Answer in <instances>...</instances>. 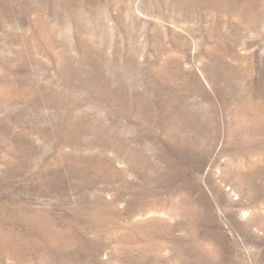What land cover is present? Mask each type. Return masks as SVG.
<instances>
[{
	"label": "rangeland",
	"instance_id": "374dc122",
	"mask_svg": "<svg viewBox=\"0 0 264 264\" xmlns=\"http://www.w3.org/2000/svg\"><path fill=\"white\" fill-rule=\"evenodd\" d=\"M0 264H264V0H0Z\"/></svg>",
	"mask_w": 264,
	"mask_h": 264
}]
</instances>
